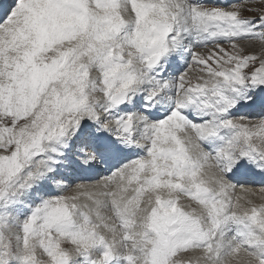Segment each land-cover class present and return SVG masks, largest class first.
<instances>
[{"label": "snow or ice", "instance_id": "6c2138e0", "mask_svg": "<svg viewBox=\"0 0 264 264\" xmlns=\"http://www.w3.org/2000/svg\"><path fill=\"white\" fill-rule=\"evenodd\" d=\"M256 2L13 0L3 10L0 264H264V203L245 199L243 184L236 195L230 178L264 177ZM208 43V56L194 51ZM99 165L109 174L85 182Z\"/></svg>", "mask_w": 264, "mask_h": 264}, {"label": "rangeland", "instance_id": "374dc122", "mask_svg": "<svg viewBox=\"0 0 264 264\" xmlns=\"http://www.w3.org/2000/svg\"><path fill=\"white\" fill-rule=\"evenodd\" d=\"M261 5H260V3H259V0H257V2L256 3H254L253 5H252V7L253 8H259ZM244 15H253L254 13H251V12H245V13H243ZM258 44V43H257ZM259 45V44H258ZM222 47H224V48H226V49H229L230 50V46L227 44V43H224V44H222L221 45ZM214 48V45L212 44V43H208L206 46H202V47H196L195 49H194V51H196L197 53H200L201 55H204V56H208L210 53H211V50ZM254 51L256 52V50L254 49ZM259 50L256 52L257 54H259ZM197 65H195V68L197 69H199V66H197ZM189 78H191V76L189 77ZM194 83H195V81H193ZM248 112V111H247ZM247 112L245 113V114H247ZM238 115H242V114H238ZM252 119H257V117H254L253 115H252ZM177 135L184 141V145H185V147L186 148H188L189 149V151L190 152H194L195 151V149H194V147H193V145L197 142L196 141V139H195V134L194 133H192L191 131H189V130H185L184 132H179V133H177ZM186 137L187 138H190V140H191V143H189V140L188 139H186ZM194 140V141H193ZM188 145V146H187ZM205 171L206 172H210L211 170L208 168V166L206 165L205 166ZM235 176L236 175H234V176H232L233 178H235ZM231 178V177H230ZM232 179V178H231ZM79 182H82V181H77V180H74V181H72V182H69V183H71L72 185H73V187L72 188H70V189H68L67 190V192H65L64 194H66V195H71V194H73V191H74V186H75V184L76 183H79ZM233 182L234 183H237V185H239V183H238V181H235L234 179H233ZM238 187V186H237ZM238 189H240V188H238ZM237 190V189H236ZM260 190V189H259ZM235 194H237V191H236V193ZM245 199H252L253 200V202L255 203V204H261V203H264V200H260V199H258V198H254V197H251V198H248V197H246L245 196ZM179 203L180 204H182V205H184L186 208L187 207H193V208H199V205H198V203L196 202V201H192L189 197H182V199L179 201ZM105 214L106 215H111V213L110 212H107L106 210H105ZM38 255H39V250H38Z\"/></svg>", "mask_w": 264, "mask_h": 264}, {"label": "bare ground", "instance_id": "6f19581e", "mask_svg": "<svg viewBox=\"0 0 264 264\" xmlns=\"http://www.w3.org/2000/svg\"><path fill=\"white\" fill-rule=\"evenodd\" d=\"M13 0H0V16H1V8L2 6L5 4V5H11L13 4L12 2ZM202 47V46H200ZM256 52L259 50L260 51V45L256 44L255 45V48ZM175 67V65H174ZM197 67V66H196ZM199 69L195 68V64H193V71H198ZM175 71L178 73L179 71H183V68H182V63H181V66H176L175 68ZM247 111H252V110H242L240 113L238 114H245ZM253 116L256 117L255 113L253 112ZM254 120V119H253ZM194 141V140H193ZM197 143V142H196ZM188 146V145H187ZM128 155V154H127ZM129 158H132L131 157V154H129ZM108 168V166H107ZM91 173V172H90ZM109 173L107 172V175ZM89 175V174H88ZM241 175V176H240ZM241 177V178H239ZM207 178V177H206ZM232 179H234L235 181H238L239 185L240 184H243L245 188H251L253 190L252 194L246 196L248 198H251V197H254V198H258L260 200H264V193H262L259 189H261V187H264V184L261 183L262 180H264V177H261L260 175L258 174H236L235 178L231 177ZM252 178V179H256L254 182V184L251 183V180L249 181V179ZM99 180L98 178H92L88 181H85V182H88V183H94L96 182L97 180ZM78 181V180H77ZM257 181V182H256ZM239 185L237 187V194L236 195H240V196H245V194L243 192H241L239 188ZM50 190H54V186L52 189Z\"/></svg>", "mask_w": 264, "mask_h": 264}]
</instances>
